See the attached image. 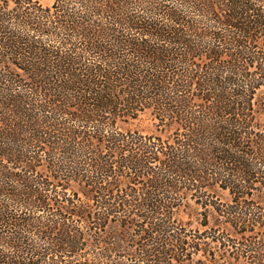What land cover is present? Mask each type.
Wrapping results in <instances>:
<instances>
[{
  "label": "trees",
  "instance_id": "obj_1",
  "mask_svg": "<svg viewBox=\"0 0 264 264\" xmlns=\"http://www.w3.org/2000/svg\"><path fill=\"white\" fill-rule=\"evenodd\" d=\"M197 254L264 264V0H0V264Z\"/></svg>",
  "mask_w": 264,
  "mask_h": 264
},
{
  "label": "rangeland",
  "instance_id": "obj_2",
  "mask_svg": "<svg viewBox=\"0 0 264 264\" xmlns=\"http://www.w3.org/2000/svg\"><path fill=\"white\" fill-rule=\"evenodd\" d=\"M40 1L41 4L45 5V6H50L51 3H52V0H38ZM149 121L148 120H145L141 123H135L134 126L137 127V128H142L141 126H146V124L148 123ZM194 210H195V206H194ZM194 228V230L196 229H201V227L197 224V216L195 215L194 213V221L192 223V226ZM201 260L202 258L200 257V255H194V264H196L197 260Z\"/></svg>",
  "mask_w": 264,
  "mask_h": 264
}]
</instances>
